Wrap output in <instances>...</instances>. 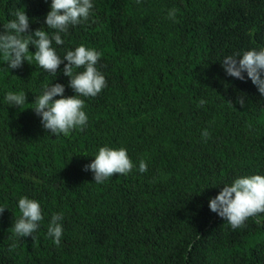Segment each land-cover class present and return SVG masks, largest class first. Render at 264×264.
Wrapping results in <instances>:
<instances>
[{"label": "trees", "instance_id": "16d2710c", "mask_svg": "<svg viewBox=\"0 0 264 264\" xmlns=\"http://www.w3.org/2000/svg\"><path fill=\"white\" fill-rule=\"evenodd\" d=\"M48 5L0 0V29L24 10L29 30H47ZM62 36L60 55L81 43L101 53L106 87L84 98V128L55 136L31 107L47 82L74 94L63 63L56 74L34 59L8 72L0 54V264H264V221L233 229L207 205L219 184L264 173V96L220 62L264 45V0H93L89 19ZM8 90L25 91V104L7 105ZM104 144L147 170L96 183L84 165ZM20 195L43 209L21 239L11 227ZM58 211L57 245L46 233Z\"/></svg>", "mask_w": 264, "mask_h": 264}, {"label": "clouds", "instance_id": "9594fccd", "mask_svg": "<svg viewBox=\"0 0 264 264\" xmlns=\"http://www.w3.org/2000/svg\"><path fill=\"white\" fill-rule=\"evenodd\" d=\"M92 10L93 0H49L48 11L44 15L47 30L43 27L29 30L30 18L24 10L15 11L13 18L8 19L0 29V54L8 72L20 67L24 61L34 59L44 71L56 74L63 63L60 71L68 77L67 84L74 94L64 95L63 83L47 82L36 90L34 106L31 107L42 127L55 136L62 134L67 137L73 129L84 128L89 119L84 98L94 97L106 87L105 76L97 67L101 56L98 50L81 43L60 55L54 46L63 44L62 34L89 19ZM175 12V9H170L168 16L175 19ZM30 44L34 46V51H29ZM220 62L226 75L241 80L250 79L260 96H264V45L225 55ZM4 100L7 105L20 107L25 104V91L8 90L4 93ZM236 102L242 105L244 98L236 97ZM200 103L205 101L201 99ZM201 134L207 137L208 131L202 130ZM91 157L84 168L91 171L96 183L106 181L114 173L127 175L134 167L139 172L147 170V162L141 158L138 164H134L123 146H98ZM219 185L222 187L208 198L207 205L233 229L243 226L250 216L255 217L258 223L264 221V216L260 215L264 213V173L239 174L230 182ZM16 207L19 216L11 226L15 237L32 236L43 220L40 201L20 195ZM3 209L0 206V211ZM62 219V212H53L47 223L46 234L57 245L61 243L63 234ZM15 246V242L10 245Z\"/></svg>", "mask_w": 264, "mask_h": 264}]
</instances>
